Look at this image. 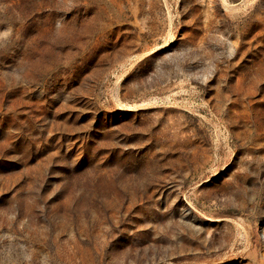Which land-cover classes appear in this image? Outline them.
Segmentation results:
<instances>
[{"label":"rangeland","instance_id":"374dc122","mask_svg":"<svg viewBox=\"0 0 264 264\" xmlns=\"http://www.w3.org/2000/svg\"><path fill=\"white\" fill-rule=\"evenodd\" d=\"M0 264H264V0H0Z\"/></svg>","mask_w":264,"mask_h":264}]
</instances>
